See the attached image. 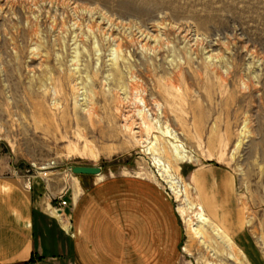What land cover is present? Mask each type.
<instances>
[{"label": "rangeland", "instance_id": "1", "mask_svg": "<svg viewBox=\"0 0 264 264\" xmlns=\"http://www.w3.org/2000/svg\"><path fill=\"white\" fill-rule=\"evenodd\" d=\"M170 133L193 156L170 169L189 199L147 152ZM73 166L161 185L184 233L175 264H240L210 232L208 249L190 238L177 209L195 221L200 205L264 264V0H0V174L44 188Z\"/></svg>", "mask_w": 264, "mask_h": 264}, {"label": "crops", "instance_id": "2", "mask_svg": "<svg viewBox=\"0 0 264 264\" xmlns=\"http://www.w3.org/2000/svg\"><path fill=\"white\" fill-rule=\"evenodd\" d=\"M206 190L227 200L225 180ZM27 176L0 174V264H175L184 240L171 196L161 185L131 177L64 173L43 187ZM216 196V194H215ZM67 201L65 229L55 209ZM210 214L218 221L216 199ZM226 202V201H225ZM224 202V203H225ZM227 205V203H225ZM228 203V207H230ZM228 231L239 226L228 211Z\"/></svg>", "mask_w": 264, "mask_h": 264}, {"label": "bare ground", "instance_id": "3", "mask_svg": "<svg viewBox=\"0 0 264 264\" xmlns=\"http://www.w3.org/2000/svg\"><path fill=\"white\" fill-rule=\"evenodd\" d=\"M168 137H169V135H168ZM170 138L173 141L169 140L168 143H164L162 146L160 145L159 147H157L155 145H153L152 147H148L147 152H149L148 154H150V153L156 154L157 152L165 153V159H166L165 162H162L159 159L156 160L157 162L155 163V165L157 166V175L168 185L169 189H171L173 192L176 193V195L185 196L186 199H189V196H190L189 189L187 188V186L185 187V189H180L179 182L175 180L176 178L174 179L172 177L173 174L172 175L170 174V169L178 167V165L187 161V159L192 160L193 156H189L188 153H186L187 151H185L184 146L179 143V141H181V140H179V136L176 133H170ZM145 147H147V146H145ZM46 169H47V167L45 168V170ZM100 174H98V175H100ZM188 186H190V185H188ZM203 191H204V189H203ZM205 196H206V194H205ZM193 206H194V204H193ZM195 209H196L195 221H193V219L191 220V217L188 216L189 210L187 211L186 208L183 209L180 207H179V209H177L179 211L181 217H183V219H185V221L187 222V228H188L187 230H188V235L190 236V238L197 239L199 241V243H202L204 245V247H206L208 249V247H210V246L208 244L209 238L207 239V234H208V232H210L214 236V239L220 240L221 245H223L225 248L230 250L231 257H233L237 262H240V264H250L246 258L247 256L244 253L240 254L241 252L240 253L237 252V250H238L237 248H236L237 250H235V247H237V246L235 245L234 242H232V240L224 232V230L222 228H220L219 226H217L209 218V216L207 215V212L205 211V208L200 205L198 207H195ZM55 212L58 214V218L62 222L65 229L69 230L68 218H66L63 213H59L56 209H55ZM184 250H186V248ZM238 251H240V250H238ZM209 264H214V263L210 262Z\"/></svg>", "mask_w": 264, "mask_h": 264}, {"label": "water", "instance_id": "4", "mask_svg": "<svg viewBox=\"0 0 264 264\" xmlns=\"http://www.w3.org/2000/svg\"><path fill=\"white\" fill-rule=\"evenodd\" d=\"M72 171L76 175H98L101 168L93 166H73Z\"/></svg>", "mask_w": 264, "mask_h": 264}, {"label": "built area", "instance_id": "5", "mask_svg": "<svg viewBox=\"0 0 264 264\" xmlns=\"http://www.w3.org/2000/svg\"><path fill=\"white\" fill-rule=\"evenodd\" d=\"M41 170H42V172H43V170H45V168H40ZM46 173L47 172H44V173H42V175L44 174V177H47V175H46ZM41 177H43V176H41ZM28 181H29V184H28V188L29 189H31L32 188V185H31V179H28ZM67 205V201L65 200V199H63V197H61L60 198V207L59 208H57V211L59 212V213H63V207H65Z\"/></svg>", "mask_w": 264, "mask_h": 264}]
</instances>
